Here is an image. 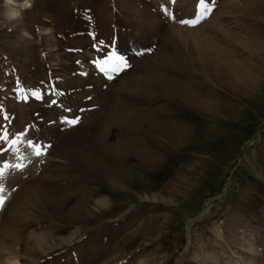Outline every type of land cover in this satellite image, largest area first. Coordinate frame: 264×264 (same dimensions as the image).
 Listing matches in <instances>:
<instances>
[{
	"label": "rangeland",
	"instance_id": "1",
	"mask_svg": "<svg viewBox=\"0 0 264 264\" xmlns=\"http://www.w3.org/2000/svg\"><path fill=\"white\" fill-rule=\"evenodd\" d=\"M16 1L0 238L21 263L264 264V0ZM143 139L155 163L114 148Z\"/></svg>",
	"mask_w": 264,
	"mask_h": 264
},
{
	"label": "bare ground",
	"instance_id": "2",
	"mask_svg": "<svg viewBox=\"0 0 264 264\" xmlns=\"http://www.w3.org/2000/svg\"><path fill=\"white\" fill-rule=\"evenodd\" d=\"M28 1V0H27ZM8 2L10 3V7L8 8L7 14L9 17L11 18H16L19 15V11H21L22 9L25 8V6H28V2H17L16 0H8ZM11 5L13 7H11ZM8 6V5H7ZM70 82V81H69ZM169 86V85H168ZM174 87V86H173ZM194 97V96H193ZM192 100V105H197L202 107L201 105H199L198 103L199 100L196 98L191 99ZM188 102V101H187ZM198 102V103H197ZM190 103V104H191ZM189 105V104H188ZM191 105V106H192ZM194 107V106H193ZM123 111V110H122ZM141 122V121H140ZM156 124V123H155ZM154 124V125H155ZM157 127V126H156ZM146 133V132H145ZM139 141V140H138ZM148 144L147 141L140 140L139 144L137 145V147H133L130 142L126 143L125 141H118L115 145L114 148L118 151H126V153L128 152H132L133 155H135L138 159V164H143V165H147L146 163H155L158 160V157L156 155H154L155 153L154 150L152 149L151 151L148 150L149 146H145L146 148L143 147V145ZM114 149V150H115ZM155 149H159L158 147H155ZM148 150V151H147ZM126 155V154H125ZM138 188H141V186H138ZM148 194V193H147ZM61 198V197H60ZM81 210V209H80ZM72 212V211H70ZM75 212V211H74ZM84 213V212H83ZM82 215V214H81ZM79 215V217L81 216ZM71 217V216H69ZM72 218V217H71ZM11 230V229H10ZM9 231V230H8ZM13 232V231H12ZM3 235L0 238V264H22L20 261V257H21V252H20V246L22 243H24L25 241V237L18 235V233H11L9 231V233H2ZM25 238V239H24ZM31 240L35 241V243L37 245H39V249L42 248L43 244H42V237L40 236V234H34L32 231L29 233V235L27 236V241ZM49 248V247H47ZM50 249V248H49Z\"/></svg>",
	"mask_w": 264,
	"mask_h": 264
}]
</instances>
